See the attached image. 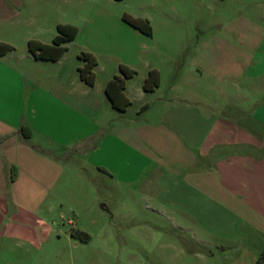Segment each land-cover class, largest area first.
I'll list each match as a JSON object with an SVG mask.
<instances>
[{
    "label": "rangeland",
    "instance_id": "rangeland-1",
    "mask_svg": "<svg viewBox=\"0 0 264 264\" xmlns=\"http://www.w3.org/2000/svg\"><path fill=\"white\" fill-rule=\"evenodd\" d=\"M73 1L76 16L85 18L88 6L77 9ZM89 1L104 3L107 14L144 12L152 27L119 59L102 56L95 67H119L122 60L128 67H158L166 87L176 83L205 109L233 114L232 127L249 123L264 142V0ZM193 67H220V78L197 77ZM240 111L246 113L241 120ZM251 154L262 160L234 162L228 171L220 165L223 177L214 174L208 154L197 180L193 166L176 183L155 172L131 186L89 183L71 164L39 206L26 201L51 227L46 239L34 246L0 238V264H258L264 150ZM226 178L223 187L232 194L225 198L219 187Z\"/></svg>",
    "mask_w": 264,
    "mask_h": 264
},
{
    "label": "crops",
    "instance_id": "crops-1",
    "mask_svg": "<svg viewBox=\"0 0 264 264\" xmlns=\"http://www.w3.org/2000/svg\"><path fill=\"white\" fill-rule=\"evenodd\" d=\"M77 4V9L88 6L83 19L76 16L73 0H0V42L13 46L0 54V238L34 246L46 239L51 227L40 221L38 206L71 164L89 183L111 179L131 186L155 172L176 183L183 169L193 166L197 180L208 154L221 177L220 165L228 171L234 162L262 160L251 154L264 150V142L249 123L232 127L233 114L221 117L210 105L205 109L176 83L166 87L158 67H130L135 74L123 89L129 104L124 111L114 108L105 87L121 74L120 67H94V83L88 85L79 76L84 63L79 54H93L98 65L100 57L119 59L132 42L150 35L124 22L127 12L107 14L97 1ZM139 16L151 21L144 12ZM60 23L77 27L65 52L56 60L35 57L27 42L52 43ZM193 68L197 77L220 78V67ZM150 69L159 72V83L146 92L143 81ZM245 115L240 111V120ZM228 179L219 187L225 198L232 194L223 187ZM27 200L38 206H28Z\"/></svg>",
    "mask_w": 264,
    "mask_h": 264
},
{
    "label": "trees",
    "instance_id": "trees-1",
    "mask_svg": "<svg viewBox=\"0 0 264 264\" xmlns=\"http://www.w3.org/2000/svg\"><path fill=\"white\" fill-rule=\"evenodd\" d=\"M122 20L131 27L138 31L151 35L152 27L149 19L140 16H132L127 13H123L121 16ZM57 34L54 37L52 43H42L38 40H29L27 42L28 50L37 58L52 59L56 60L62 56L67 49L66 43L73 40L77 34V27L70 24H57ZM13 49V46L0 42V54H5ZM83 65L79 68L80 78L88 85L94 83V72L93 68L97 64L95 56L89 52H81L79 54ZM120 75H115L108 81L105 87V92L111 101V104L118 111H124L126 106L129 104V100L123 93L125 87V80L132 77L135 74V70L120 64ZM159 83V72L156 69H150L146 78L143 81V89L146 92L152 91ZM15 169L12 168L10 180L13 181L15 178ZM88 237V236H87ZM258 264H264V246L257 258Z\"/></svg>",
    "mask_w": 264,
    "mask_h": 264
}]
</instances>
